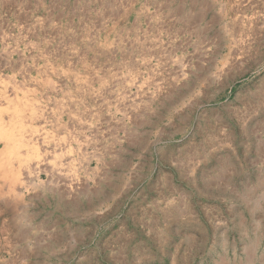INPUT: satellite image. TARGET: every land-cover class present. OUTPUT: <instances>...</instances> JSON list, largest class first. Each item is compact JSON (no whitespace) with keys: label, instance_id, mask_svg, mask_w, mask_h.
<instances>
[{"label":"rangeland","instance_id":"rangeland-1","mask_svg":"<svg viewBox=\"0 0 264 264\" xmlns=\"http://www.w3.org/2000/svg\"><path fill=\"white\" fill-rule=\"evenodd\" d=\"M0 264H264V0H0Z\"/></svg>","mask_w":264,"mask_h":264}]
</instances>
